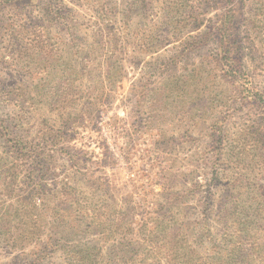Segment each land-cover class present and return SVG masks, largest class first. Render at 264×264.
I'll use <instances>...</instances> for the list:
<instances>
[{
	"label": "rangeland",
	"instance_id": "rangeland-1",
	"mask_svg": "<svg viewBox=\"0 0 264 264\" xmlns=\"http://www.w3.org/2000/svg\"><path fill=\"white\" fill-rule=\"evenodd\" d=\"M226 2L0 0V264H264V0Z\"/></svg>",
	"mask_w": 264,
	"mask_h": 264
},
{
	"label": "trees",
	"instance_id": "trees-1",
	"mask_svg": "<svg viewBox=\"0 0 264 264\" xmlns=\"http://www.w3.org/2000/svg\"><path fill=\"white\" fill-rule=\"evenodd\" d=\"M228 2H231V0H227L226 3ZM227 12V17H225L223 21L221 20L219 22V26L217 27L218 32L222 31V33L224 34L223 36H221L219 45L224 54L223 58L225 59L226 66L231 72H235V74H238L241 72L240 69H243L241 63L242 58L240 56H237V52L241 50V45L237 37H234L233 39L232 34L229 33L233 28V17L230 9H228ZM257 94L259 95V92H257ZM259 96L261 97V95Z\"/></svg>",
	"mask_w": 264,
	"mask_h": 264
}]
</instances>
